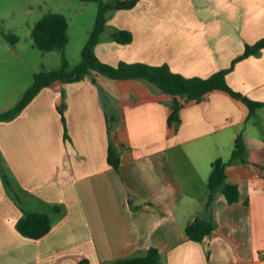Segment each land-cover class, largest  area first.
<instances>
[{
	"label": "crops",
	"instance_id": "obj_1",
	"mask_svg": "<svg viewBox=\"0 0 264 264\" xmlns=\"http://www.w3.org/2000/svg\"><path fill=\"white\" fill-rule=\"evenodd\" d=\"M112 27L132 31V41L108 39ZM261 37L264 0H138L108 14L95 53L115 65L167 63L207 77ZM14 44H5L13 54ZM95 77L42 87L0 121V151L15 176L10 191L0 172V264H103L151 246L162 264H264V105L249 114L242 100L215 89L186 101L170 124L171 96L154 83ZM226 78L264 102V48ZM62 90L67 136L57 109ZM108 115L117 117L111 132ZM239 132L244 151L226 166L238 200L218 192L208 206L211 163L230 158ZM110 141L120 153L117 169L107 161ZM24 211L50 213V230L22 235L16 223ZM195 216L215 223L201 241L185 233Z\"/></svg>",
	"mask_w": 264,
	"mask_h": 264
},
{
	"label": "trees",
	"instance_id": "obj_2",
	"mask_svg": "<svg viewBox=\"0 0 264 264\" xmlns=\"http://www.w3.org/2000/svg\"><path fill=\"white\" fill-rule=\"evenodd\" d=\"M97 1L98 10L95 23L89 36L80 52V61L71 66L64 55V47L68 42V20L61 12L48 11L44 13L32 27V40L35 47L41 51H50L57 49L61 51L62 62L58 69L40 70L33 73V81L28 86L16 103L0 112V121H6L14 118L26 106V104L45 86L52 85L55 81L73 82L83 79L86 75L92 77L93 82H97L98 74L114 79H134L143 78L154 83L161 91L171 96V112L168 117V123L177 124L180 120V109L186 101L202 100L206 94L215 89L228 92L235 98L242 100L249 108V114H252L258 107L264 105V102L255 101L241 92L233 89L227 81V73L234 67L235 63L249 55H259L264 48V37L259 38L253 43H246L241 54L237 55L227 68H222L210 74L207 77L185 76L179 72L173 71L167 63L148 64L145 62H127L120 60L116 65L102 61L95 53V45L100 41L101 34L106 30V20L109 13L117 9H128L133 7L138 0H82ZM5 39L14 44L19 40L18 35L13 33H4ZM109 39L119 43H129L133 39L132 31L128 29L112 27L109 33ZM64 92L57 99V109L61 114L64 124V136H67V129L64 117ZM117 122L116 116L108 115L109 132H111V122ZM244 140L242 133L239 132L234 140L231 156L228 160L222 157L215 158L211 163V171L208 177L209 194L206 204L209 206L216 193L221 192L228 203L238 200V185L229 182L226 175V166L235 158L240 157L244 151ZM107 161L118 168L120 163V153L118 147L110 141L107 151ZM3 170V169H2ZM2 180L8 190L13 185L9 181L6 173L1 172ZM15 198L17 194L14 193ZM19 203V202H18ZM52 211L60 212L62 206L51 204ZM52 226V217L47 211H24L18 219L16 227L18 231L27 237L39 238L46 234ZM215 229V223L212 218L195 216L185 227V233L189 239L201 241L205 236L212 233ZM78 264H89L88 259L82 258ZM103 264H162L161 254L157 247L151 246L143 253L125 257H119Z\"/></svg>",
	"mask_w": 264,
	"mask_h": 264
},
{
	"label": "rangeland",
	"instance_id": "obj_3",
	"mask_svg": "<svg viewBox=\"0 0 264 264\" xmlns=\"http://www.w3.org/2000/svg\"><path fill=\"white\" fill-rule=\"evenodd\" d=\"M97 10V1L0 0V112L18 101L24 90L31 85L34 72L58 69L61 66V51H41L34 46L31 32L35 21L48 11L61 12L66 16L68 42L63 51L73 66L80 61V52L94 26ZM4 33L18 35L19 40L12 46L17 53L13 54L5 47L7 41ZM4 160L0 151V172L4 171L12 182L15 176Z\"/></svg>",
	"mask_w": 264,
	"mask_h": 264
}]
</instances>
